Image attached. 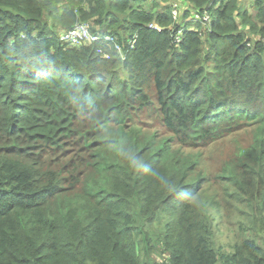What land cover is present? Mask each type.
I'll return each mask as SVG.
<instances>
[{
  "label": "trees",
  "instance_id": "obj_1",
  "mask_svg": "<svg viewBox=\"0 0 264 264\" xmlns=\"http://www.w3.org/2000/svg\"><path fill=\"white\" fill-rule=\"evenodd\" d=\"M0 264H264V0H0Z\"/></svg>",
  "mask_w": 264,
  "mask_h": 264
},
{
  "label": "built area",
  "instance_id": "obj_2",
  "mask_svg": "<svg viewBox=\"0 0 264 264\" xmlns=\"http://www.w3.org/2000/svg\"><path fill=\"white\" fill-rule=\"evenodd\" d=\"M173 13L175 14V18H177L179 10L176 8L173 11ZM195 17L197 19L201 18L198 11H196ZM203 18L205 20L210 19L209 20V24H210L211 18H210V14L208 12H206V14ZM152 27L156 28L157 26L152 25ZM137 35L138 34L135 35V38L129 40V43H130L132 48H134V46H136V44H137V39H138ZM179 38H180V36L177 37V39H179ZM60 40L70 44L71 46H82L85 44L95 43V42H98L101 40L112 41L115 39L111 35H106L103 38L100 34L93 32L90 22L84 21V22H77L72 28H70L68 30L61 31ZM116 49L120 53H124L123 52V46L118 44V43L116 44Z\"/></svg>",
  "mask_w": 264,
  "mask_h": 264
},
{
  "label": "rangeland",
  "instance_id": "obj_3",
  "mask_svg": "<svg viewBox=\"0 0 264 264\" xmlns=\"http://www.w3.org/2000/svg\"><path fill=\"white\" fill-rule=\"evenodd\" d=\"M242 1H248V0H242ZM143 6H145L148 9H151V8L154 7L153 4H152V1H150L148 3H145ZM193 14H194V16L196 15V9L193 10V12L191 14V18H190V22L193 23V25L195 26L196 23L194 21L195 18L193 16ZM203 28H204V26H203ZM239 131H240V133H249V130H244L243 128H241ZM249 139H250V136L249 135H245L244 138H243V141H245V143H248ZM246 145H249V144H246ZM225 148H226L227 152L230 153V155L235 159V160H232V161H234V162H236L238 164V162H239V159L237 158L238 145L235 144V142H234L232 144H228ZM219 154H220V152H217L215 156H217Z\"/></svg>",
  "mask_w": 264,
  "mask_h": 264
},
{
  "label": "clouds",
  "instance_id": "obj_4",
  "mask_svg": "<svg viewBox=\"0 0 264 264\" xmlns=\"http://www.w3.org/2000/svg\"><path fill=\"white\" fill-rule=\"evenodd\" d=\"M136 35V34H135ZM60 39V38H59ZM123 54V53H122Z\"/></svg>",
  "mask_w": 264,
  "mask_h": 264
}]
</instances>
